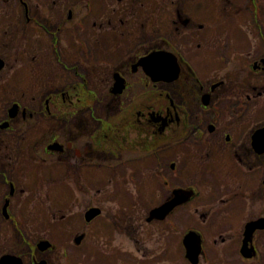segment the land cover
<instances>
[{
  "label": "rangeland",
  "instance_id": "obj_1",
  "mask_svg": "<svg viewBox=\"0 0 264 264\" xmlns=\"http://www.w3.org/2000/svg\"><path fill=\"white\" fill-rule=\"evenodd\" d=\"M76 1L79 5L72 9L69 20L56 15L35 17L41 26L22 27L24 23L17 16H0V52L9 58L0 73V126L9 122L13 127L12 131L0 128V209L4 196L15 190L10 198V214L24 222L30 240V245L25 241L21 244V237L15 235L16 225L2 215L0 254L13 251L12 254L23 256V264H29L35 255L36 264L41 260L48 264H110L100 250H117L119 258L136 259V264H163L158 253L163 239L168 247V264H184L181 239L187 229L201 232L205 250L211 254L219 248L212 234L214 223L221 219H210L214 165L210 153L201 155V159L185 156L182 162L184 183L195 180L197 197L177 208L169 219L147 227L146 212L159 204H145L149 201L144 197L154 203L160 200L151 193L154 186L138 188L143 204H135L137 195L128 184V176L115 172L119 161L105 155L98 160L82 158L75 162L65 155H50L45 146L52 139L64 143L70 135L77 138L75 146L84 151L87 135L86 129L81 132V128L89 122L92 108L94 115L110 117L109 126L116 123L118 118L111 110L117 104L116 98H111L116 82L112 75H119L112 72L121 62L152 49H182L184 67L188 65L203 83L218 56L238 59L261 54L264 0H257L255 6L263 37L253 29L250 0H152L161 6L145 3L144 9V0H132L136 4L133 16L101 14L100 0H92L96 15L87 18L83 7L86 0ZM119 8L127 5L122 3ZM198 39L200 42L195 44ZM56 90L66 93V98L82 109L89 106L90 111L79 113L73 125L66 123L64 117L71 110L66 108L67 100L54 94ZM95 94L101 103L95 104ZM171 94L176 101L174 91ZM12 102L27 110L26 117L21 118L18 110L17 118L8 116L6 120V107H11ZM101 104L105 106L100 107ZM52 115L61 120L54 121ZM76 124L79 129L73 128ZM67 126L73 129L68 130ZM201 148L197 146L195 153ZM146 165L155 168V159ZM3 172L15 187L5 186ZM89 206L101 208L102 213L85 224L83 214ZM256 212V206L249 207L250 217ZM40 236L53 244L43 255L33 244ZM77 237H81L78 245L74 243ZM200 264L209 262L202 260Z\"/></svg>",
  "mask_w": 264,
  "mask_h": 264
},
{
  "label": "flooded vegetation",
  "instance_id": "obj_2",
  "mask_svg": "<svg viewBox=\"0 0 264 264\" xmlns=\"http://www.w3.org/2000/svg\"><path fill=\"white\" fill-rule=\"evenodd\" d=\"M125 1L100 0L101 3L98 6L101 14L123 13L127 15L130 13L129 8H119L122 3L127 5ZM83 4L86 18L96 15L92 0H86ZM78 5L76 0H0V16L15 15L20 19L19 22L23 21L22 27L32 26V24L41 26L34 19L35 17L56 15L65 16L69 20L73 15L72 9L74 10ZM80 24L84 29L83 21ZM185 25L188 26L187 23ZM253 29L257 31L258 36L262 35L261 26L254 25ZM198 42L200 40H197L195 44ZM180 52L184 54L182 49ZM180 52L178 53L181 55ZM263 52L261 54L246 52L249 54L247 57L238 59L218 56L209 76L203 83L197 79L194 71L187 69L185 72L186 67L181 65L179 56V74L176 75V79L170 82L153 83L142 69L136 66L138 58L145 54L121 62V65L118 68L114 67L115 71L112 72L124 80L123 89L119 85L116 89L121 88V91L111 97L117 100L116 106L111 108L113 114L118 118L116 123L112 127L109 126L110 117L107 116L105 119V117L96 116L93 114L92 108L89 122L83 123L81 128V132L86 129L87 135L84 151H80L75 146L77 138L70 135L64 143L52 139L45 149L50 143H57L59 150L48 151L49 154L65 155L71 157L75 162L82 158L98 160L105 155L119 161L117 165L119 168L115 169V172L121 176H128V184L135 188L137 195L134 198L135 204H143L141 200L143 197L140 195L142 191L140 190L139 193L138 188L145 186L148 189L154 186L151 193L154 194L153 197L160 198L158 202L154 203L153 200L144 197L145 201H149L145 204L168 202L174 197L173 192L179 189L193 190L194 194L186 203H183L189 204L197 197L198 190L194 184L195 180L190 181L191 183H184L182 167L184 157L201 159V155L210 153V159L214 162L211 171L210 189L213 206L210 219L211 217L221 219L214 223L212 234L214 243L219 245V248L211 251V254L208 255L205 250L204 238L197 230L202 236V252L197 264H200L202 260L209 264H264ZM22 54L23 50L21 52L23 58ZM7 55L5 52H0V60L4 66L7 62L9 63ZM232 60L234 61L232 62ZM173 91L177 97L176 101L172 99ZM57 93L61 95L63 101H68L66 108L71 110L64 117L66 123L73 125L79 113L90 111L89 106L82 109L78 105L72 104L63 91L56 90L54 94ZM46 102L48 100H45ZM96 103L101 102L99 100ZM14 104H17L18 109L16 115L12 116L13 119L17 118L19 111L21 118L26 117L27 110L19 103L12 102L11 107H6L7 121L8 116L11 117L9 112ZM46 105L50 107L48 103ZM46 105L44 108L50 115ZM104 106L101 104L100 107ZM50 118L54 121L61 120L56 115H52ZM4 123L0 126L1 129L13 130L9 122ZM161 126H164L162 131ZM67 127L68 130L80 128L78 124L73 128L72 126ZM259 132L262 133L261 137L257 135ZM255 138L256 141H254ZM197 146L202 148L195 153ZM170 151H173L171 155H169ZM152 158L156 161L155 168L146 165V162ZM126 164H128V168L125 167ZM2 175L5 186L15 187L6 172H3ZM10 193L8 192L4 196V203L8 200L9 218L6 219L16 226L22 224L24 226V222L10 214V198L14 196L15 190ZM4 203L0 209L2 221L4 219L2 218ZM183 206L174 208L161 221L151 220L148 222L149 209L144 219L145 224L147 227L160 224L169 219V216L177 208ZM250 206H256L257 211L251 217L248 215ZM99 209L101 210V208ZM238 221L241 224H238ZM113 222L116 223V221ZM85 224L88 223L85 222ZM162 231L164 230L162 229ZM164 233L166 235L165 231ZM15 235L22 239L28 240L29 238L26 233L22 234L20 231ZM79 235L84 237V234ZM145 236L149 237L147 233ZM42 239L45 238L40 236L36 242L32 240L31 242H34L33 244L36 246L37 242ZM182 240L183 257L181 261L184 264H189L185 260ZM100 252L107 257L110 264H136V259L119 258L117 250H100ZM158 253L161 255L162 263L168 264V247L163 239ZM39 254L43 255L44 253L39 252ZM20 257L23 261V256L20 255ZM31 259L29 264H36L38 256L35 255Z\"/></svg>",
  "mask_w": 264,
  "mask_h": 264
},
{
  "label": "water",
  "instance_id": "obj_3",
  "mask_svg": "<svg viewBox=\"0 0 264 264\" xmlns=\"http://www.w3.org/2000/svg\"><path fill=\"white\" fill-rule=\"evenodd\" d=\"M3 65L4 63L0 60V70L2 69ZM138 65L142 67L143 71L148 76L150 75L153 81L170 82L176 79V75L179 71L178 65L173 55L161 50L152 52L151 54L141 58L138 61ZM112 92L117 93V90L114 89L112 90ZM16 107L17 105H13V108L10 112L11 117L14 116ZM257 135L261 137L262 133L259 132ZM48 149L59 150V146L58 144L54 143L52 145H49ZM173 194L174 197L170 201L160 204L159 206L149 211L147 217L148 222L151 220H163L172 209H174L178 205H182L183 203H185L190 198L191 193L189 191L181 190L179 192L174 191ZM99 214L100 210L98 208H90L85 213V220L89 222ZM80 238L81 237H77L75 239V242L78 243ZM182 242L185 249V258L191 264H197L198 255L201 250V240L199 235L194 231H189L185 234ZM49 246L50 245L47 241H40L38 244V248L41 251L46 250ZM0 264H21V262L19 258L12 255H3L0 257Z\"/></svg>",
  "mask_w": 264,
  "mask_h": 264
},
{
  "label": "trees",
  "instance_id": "obj_4",
  "mask_svg": "<svg viewBox=\"0 0 264 264\" xmlns=\"http://www.w3.org/2000/svg\"><path fill=\"white\" fill-rule=\"evenodd\" d=\"M130 1V2H129ZM136 1V0H135ZM135 1L132 2V0H128L126 3H127V8H129L130 10V14L128 16H133V11H135ZM145 1V2H144ZM143 1V9L146 7L145 6V3H151V4H156L157 2H153L152 0H144ZM160 2H163V0H159ZM128 3H129V6H128ZM161 6V5H160ZM251 6V5H250ZM94 98V97H93ZM23 244V243H22ZM3 251V250H2ZM5 251H8L5 249Z\"/></svg>",
  "mask_w": 264,
  "mask_h": 264
}]
</instances>
